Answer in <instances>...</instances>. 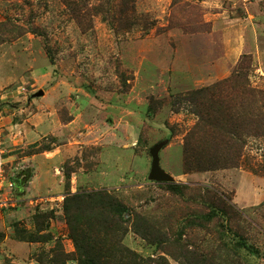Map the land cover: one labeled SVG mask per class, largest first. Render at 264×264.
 Listing matches in <instances>:
<instances>
[{
	"label": "rangeland",
	"instance_id": "374dc122",
	"mask_svg": "<svg viewBox=\"0 0 264 264\" xmlns=\"http://www.w3.org/2000/svg\"><path fill=\"white\" fill-rule=\"evenodd\" d=\"M242 67L255 92L236 119L238 164L186 165L198 121L186 95ZM257 90L264 0H0V149L17 185L2 195L0 264H79L64 199L82 191L125 207L114 232L142 258L264 264V136L245 123L264 113ZM166 140L174 182L150 180Z\"/></svg>",
	"mask_w": 264,
	"mask_h": 264
},
{
	"label": "trees",
	"instance_id": "16d2710c",
	"mask_svg": "<svg viewBox=\"0 0 264 264\" xmlns=\"http://www.w3.org/2000/svg\"><path fill=\"white\" fill-rule=\"evenodd\" d=\"M244 69L242 67L230 77L213 85L193 90L186 95L192 112L198 117V121L186 136V165L195 169L202 167L217 169L234 167L238 164L245 141L241 130L236 129V119L242 115L249 116L250 112L244 110L243 103H246L244 99L248 98L247 96L254 95L255 92L254 89L250 90L246 86L248 75ZM257 93L264 95V91L257 90ZM225 95L230 96V99L226 100ZM238 99L241 100L243 112L237 111ZM245 123H258L259 125L252 132L256 136H264V113H261V121L256 119L254 122L246 121ZM199 148L203 152L199 153ZM234 148V156L230 157L229 151ZM209 161L208 167L205 163ZM168 185L171 191H182V186L178 184ZM95 199L100 200L101 203L95 205L93 202ZM123 208L125 207L122 205L112 203L102 191H82L68 193L65 196V219L70 228L69 234L74 243L75 258L79 264H170L164 257L145 259L138 253L122 247L114 232L117 229L113 227V222L121 221ZM216 214L217 211L213 208L209 218L215 217ZM42 216L44 215L35 216L40 224H44V220L40 221ZM50 236L35 234L28 240L47 241L52 238ZM59 248L62 249L61 242L58 243Z\"/></svg>",
	"mask_w": 264,
	"mask_h": 264
},
{
	"label": "water",
	"instance_id": "95a60500",
	"mask_svg": "<svg viewBox=\"0 0 264 264\" xmlns=\"http://www.w3.org/2000/svg\"><path fill=\"white\" fill-rule=\"evenodd\" d=\"M167 140L153 146L150 150L152 156L150 180L157 182H174V176L161 167L160 150L167 144Z\"/></svg>",
	"mask_w": 264,
	"mask_h": 264
},
{
	"label": "built area",
	"instance_id": "2783aa9c",
	"mask_svg": "<svg viewBox=\"0 0 264 264\" xmlns=\"http://www.w3.org/2000/svg\"><path fill=\"white\" fill-rule=\"evenodd\" d=\"M2 154L4 151L0 149V209L7 205V199L2 196L4 191L7 189L11 191L17 187L15 175L9 176Z\"/></svg>",
	"mask_w": 264,
	"mask_h": 264
}]
</instances>
